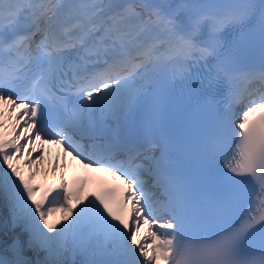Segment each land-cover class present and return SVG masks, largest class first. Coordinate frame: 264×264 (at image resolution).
I'll list each match as a JSON object with an SVG mask.
<instances>
[{
  "label": "bare ground",
  "instance_id": "6f19581e",
  "mask_svg": "<svg viewBox=\"0 0 264 264\" xmlns=\"http://www.w3.org/2000/svg\"><path fill=\"white\" fill-rule=\"evenodd\" d=\"M120 1H118L115 5L119 4ZM70 4L72 7H75L76 9L83 11V12H89L92 8L97 10L98 1L97 0H70ZM115 11V10H114ZM117 16L116 13L111 12L110 16L108 18H113ZM131 23L134 20H139L148 23V27L152 21L146 19L143 16L134 15L133 13H128L126 18ZM116 21H120L121 23H125V21L121 18H117ZM162 25L157 23V27L153 29L152 31H157L159 34H163L162 32ZM150 28V27H149ZM169 29V28H168ZM0 123L7 120L9 111L7 107L3 105H0ZM20 114L14 113L15 120L18 119ZM15 120L9 123V126L15 125ZM22 123L24 125L27 124L26 118L22 120ZM0 135H4V132H1ZM0 136V137H1ZM30 135L26 137L28 139ZM23 142L20 143V146H23ZM39 147V146H38ZM36 148V142L32 143L31 150L28 152L27 158L23 160L24 162H28L29 168L30 165L33 166V172H39L40 175L44 174L45 167L48 168L45 172H54V166L51 163H44V159L42 157L41 150L39 148ZM4 162H2L3 164ZM10 163H6V166L4 168L0 169V172L4 169L8 168ZM25 164L23 163V168H21V171H25ZM53 167V168H52ZM49 175H51L49 173ZM6 177L5 179H7ZM29 177H27L25 183L23 182V186L19 189V194L21 196L23 195H34L36 193V189L32 184L30 185V182L28 181ZM77 206H80L79 202H72L70 203V206L68 207V210H63L62 213H60L59 218L57 220H51L50 224L46 227V234L48 242L51 240H55V232L57 231L58 234H60L63 237H66L65 246H66V252H64V255H60L61 263L62 264H83L80 256L78 254L77 247L75 244L70 240L69 236H66V233L70 231V225H71V216L72 212L77 209ZM35 214V213H34ZM70 222V223H69ZM163 247L160 243L155 242V250H154V259L150 262V264H156V262L159 259V255L162 253ZM37 254H31L29 252H23V255H20L19 252H16L15 250L5 251L4 249L0 248V264H29L32 259L35 258ZM100 254L96 249H94V253L92 256L91 264H102V262L99 260Z\"/></svg>",
  "mask_w": 264,
  "mask_h": 264
},
{
  "label": "rangeland",
  "instance_id": "374dc122",
  "mask_svg": "<svg viewBox=\"0 0 264 264\" xmlns=\"http://www.w3.org/2000/svg\"><path fill=\"white\" fill-rule=\"evenodd\" d=\"M4 149L5 148L0 147V154L6 156L7 158H4L2 155H0V160L3 158L5 159V162L3 164L2 162H0V169L4 168L6 166L8 159L12 157L11 155L7 154ZM29 169L32 170L33 166L30 165ZM37 175H40V173L39 172L33 173V177ZM3 187L5 186L3 185ZM6 196L9 195L5 192V190H2L0 196V247L5 251L18 249L19 251H26L31 253H33L37 249L38 256L35 257V259L39 258L40 260L39 261L35 260L30 264H41L42 259L45 260L46 264L58 263L59 258L54 257L53 253H48L46 251L45 248L46 244L44 241V237H42V243H38L35 237L31 235V233H29L27 228L21 225L23 223H28L27 218L25 219L22 218L23 212L25 211L30 219L29 222L30 228L32 227L34 231H38L37 224L35 220L32 218L31 213L27 209V207L26 206L22 207V212L20 210L17 213L16 204L22 203V201L14 197L10 198ZM52 215H55V213H53ZM18 228H20L21 230L17 232ZM13 235H16L17 238H19L20 240L22 239V245L24 246L22 249H20L17 246V243H15L14 241L11 242L10 238L13 237Z\"/></svg>",
  "mask_w": 264,
  "mask_h": 264
}]
</instances>
